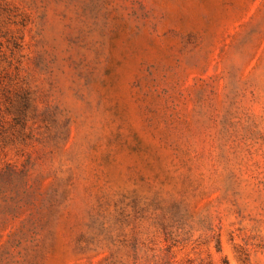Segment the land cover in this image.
Listing matches in <instances>:
<instances>
[{"label":"rangeland","instance_id":"rangeland-1","mask_svg":"<svg viewBox=\"0 0 264 264\" xmlns=\"http://www.w3.org/2000/svg\"><path fill=\"white\" fill-rule=\"evenodd\" d=\"M0 264H264V0H0Z\"/></svg>","mask_w":264,"mask_h":264}]
</instances>
